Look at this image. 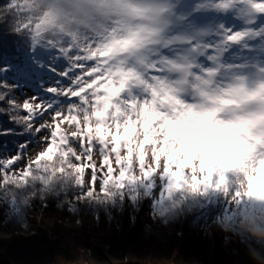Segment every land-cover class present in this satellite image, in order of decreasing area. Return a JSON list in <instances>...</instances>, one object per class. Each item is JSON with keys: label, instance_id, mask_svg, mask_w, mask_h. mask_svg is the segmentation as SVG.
<instances>
[{"label": "snow or ice", "instance_id": "6c2138e0", "mask_svg": "<svg viewBox=\"0 0 264 264\" xmlns=\"http://www.w3.org/2000/svg\"><path fill=\"white\" fill-rule=\"evenodd\" d=\"M90 2L77 0V6L87 12ZM112 3L121 12L141 10L121 0L99 6ZM13 4L3 0L0 9ZM58 4L50 6L45 23L54 22ZM186 8L178 18L214 22L211 29H197L207 33L199 49L194 40L185 45L173 39L178 34L170 31L175 14L168 5L144 7L147 24L85 37L84 47L63 39L58 45L37 42L39 33L28 43L29 37L0 24V188L23 189L43 207L45 193L63 194L76 202L68 204L69 212L82 202L132 213L147 207L164 223L205 208L222 189L226 193L228 181L211 170L225 167L223 132L237 130L248 145L242 159L227 166L231 171L264 153V0H188ZM184 46L201 54L180 63L175 57ZM189 84L202 105L184 103ZM188 109L207 120L214 141L207 152L183 131ZM149 150L153 167L146 164ZM262 167L264 155L257 176ZM247 195L264 200L259 191ZM6 203L13 215L20 213L15 193ZM202 215L187 216L201 221Z\"/></svg>", "mask_w": 264, "mask_h": 264}, {"label": "rangeland", "instance_id": "374dc122", "mask_svg": "<svg viewBox=\"0 0 264 264\" xmlns=\"http://www.w3.org/2000/svg\"><path fill=\"white\" fill-rule=\"evenodd\" d=\"M169 1L121 0V3L128 8L140 6L141 10L132 13L121 12L115 6V3H112L110 8L100 7L99 5L105 3V0H91L89 11L87 12L78 8L77 0H59L57 6L60 9H66L68 15L73 14V16L78 18L77 22L81 27V32L76 39L78 41H72L76 47H84L85 37H100L114 28L126 25L147 24L148 21L144 18L142 9L156 4L170 7ZM108 2H111V0H108ZM198 55V51H187L182 54L179 48L175 59L180 63H188L191 60H195ZM136 66H140L139 62H137ZM32 94L30 93L29 96ZM181 98L188 105H202L204 103L200 99L199 94L193 91L191 84L188 85L187 91L182 93ZM241 114H246V112ZM182 117L185 122L183 131L190 133L189 139L197 141L198 148L202 152H207L214 141L209 133V125L206 118L192 112L191 109L183 111ZM222 135L227 138V142L220 152L225 167L213 166L211 170L212 172H218L217 176H224V179L228 181L225 199L227 210L240 213L244 207L257 206V201H261L250 199L247 193L253 190L264 193V174L257 176L255 171L257 162L264 153L258 154L255 160L249 161L240 167L238 172L231 171L227 166L241 160L242 154L247 150L248 145L240 141L239 133L235 129H226ZM150 152L151 150H149L147 162L153 167ZM31 155L35 156V152H31ZM200 163H203V161L197 162V169H199ZM160 166L161 170H163V160L160 161ZM225 172L228 173L226 176L224 175ZM262 172H264V167H262ZM250 178L254 183H250ZM98 210L111 213L113 208L111 205H99ZM44 211L45 207L39 204L36 209L28 213L31 225L27 230L0 225V264H25L27 261L31 264L250 263V256L248 255H246L245 260L238 259L234 262L214 261V256L220 257L222 260L227 258L235 259V256L232 255L233 251L227 250V247L233 249V245L228 240V236H226L225 227L222 226L215 225L210 229L209 233L201 235L193 231H183L174 222L162 223L152 226L153 237L162 244L152 241L145 243L142 240L136 241L131 240V238H125L124 233L128 230L124 227L116 223L111 225L103 223L104 225H102L101 221L95 216L90 220L94 228H101L98 232L83 224H73L68 227L62 226L58 223L60 220L58 217H52L56 228L51 225L48 226L46 225L47 219H45L47 215H44ZM67 218L76 219L75 215ZM58 226L61 227V232L57 231ZM58 233L59 235H57ZM174 235H177L179 239L177 240ZM222 238L223 242L227 244L225 245V249L228 251L226 254L219 246V241L210 245L213 239ZM49 243L55 245L56 250H54V253ZM186 243L187 249L183 245ZM229 254L232 256H228ZM22 261L25 262L22 263Z\"/></svg>", "mask_w": 264, "mask_h": 264}, {"label": "trees", "instance_id": "16d2710c", "mask_svg": "<svg viewBox=\"0 0 264 264\" xmlns=\"http://www.w3.org/2000/svg\"><path fill=\"white\" fill-rule=\"evenodd\" d=\"M0 2H3V0H0ZM55 4L56 0H14L13 6L0 9V24L6 25L10 34H18L22 38L29 37L28 43L31 42L30 37L32 33H39L37 36V42H40L44 39H49L53 45H58L62 39L75 41L81 32V27L78 25V18L73 16V14L68 15L66 9H60L58 6H56L54 12V22H44L50 19L48 16V13L52 11L50 6ZM38 25L39 27H37ZM24 27L28 29L27 32L19 30L20 28ZM77 41L78 40L75 42ZM25 91L27 95L32 93V91L27 89ZM13 142L15 143V141ZM123 155L124 154L121 153L122 157ZM132 162L133 166L135 167V156L132 157ZM146 164L147 166L151 167L147 161ZM217 173L218 172H215L216 175ZM38 187L39 186H37V188ZM13 193L16 194V199L18 202L17 206L20 209V213L16 215L12 214V209L8 203H6V200L9 202L11 201L13 198ZM36 195H39L38 191L36 192ZM45 198L47 200V207H45L44 215H47V218L45 219H47L46 225L48 226L51 225L55 227L52 217H58L60 218L58 223H60L62 226L68 227L73 224H83L88 225L90 229L98 232L101 230V228H94L90 220L95 216L101 221L102 225H111L116 223L124 227L129 231H127L128 233L125 232L127 233L126 235L124 233L125 238H131V240L136 241L142 240L145 243L151 241L159 242L153 237L154 233L152 226L159 225L164 222H161L160 219L154 220L150 216L149 209L147 207L142 208L138 213H132L130 209H125L124 212H120L116 208H113L112 212L110 213L98 210L99 205L97 204L82 202L76 205L74 212H69L67 209L68 204L76 203L75 201L71 200L70 197L65 198L63 194L60 197H54L49 193H45ZM25 199H27V203L24 202ZM225 199L226 193L222 189L220 193L213 197L212 202L207 204L205 208H196L194 209L193 213H188L186 216H182L179 219L171 222H174L176 226H178L183 231H193L201 235L204 233H209L210 229L215 225L225 227L227 232L226 236H228V240L233 245V249L227 247V250L233 251V254H231L235 256V259L227 258L230 260H222V258L214 256L215 258H213L215 262H234L238 259L245 260L247 257L246 255H248L250 256L251 264H264V254H262L264 253V200L257 201V206H246L242 209V212L235 213L234 211L227 210ZM42 203L43 201L39 199H32L29 197L28 193L23 189H12L11 191H8L0 188V222H2L0 225L23 230L29 229L31 223L29 222L28 213L36 209V207ZM29 205H32L33 207H29ZM101 209L104 210L103 207H101ZM210 209L214 210L210 217L202 215L207 213ZM193 214L202 215V220L197 221L191 216H187ZM19 215H22V217ZM72 215H75L76 219L71 220L70 218H67L68 216ZM130 215L131 221L129 219ZM226 216H232L233 218L226 219ZM203 221H207V223L205 224ZM60 228L61 227L58 226V232H61ZM57 235H59V233ZM174 236L177 240L179 239L177 235ZM245 237H247V239ZM217 241H219V246L226 254L228 251L225 249V245L227 244L223 242V238L213 239L210 245ZM159 243L162 244L161 242ZM187 243L183 244L186 246L185 249H187ZM51 248L53 249L52 251L54 253V250H56L55 245L52 244ZM231 254L228 256H232ZM24 262L25 261H22V263ZM29 263L30 262L27 261L25 264Z\"/></svg>", "mask_w": 264, "mask_h": 264}]
</instances>
